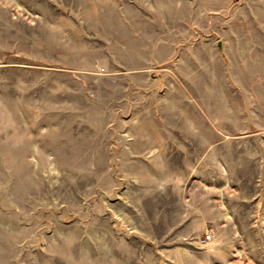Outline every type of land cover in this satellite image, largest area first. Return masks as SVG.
<instances>
[{"label":"rangeland","instance_id":"rangeland-1","mask_svg":"<svg viewBox=\"0 0 264 264\" xmlns=\"http://www.w3.org/2000/svg\"><path fill=\"white\" fill-rule=\"evenodd\" d=\"M0 264H264V0H0Z\"/></svg>","mask_w":264,"mask_h":264},{"label":"built area","instance_id":"built-area-1","mask_svg":"<svg viewBox=\"0 0 264 264\" xmlns=\"http://www.w3.org/2000/svg\"><path fill=\"white\" fill-rule=\"evenodd\" d=\"M206 236H207V238L211 237V233L208 230H207Z\"/></svg>","mask_w":264,"mask_h":264}]
</instances>
